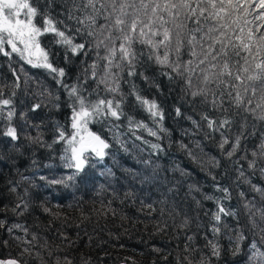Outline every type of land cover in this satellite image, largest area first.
<instances>
[{
	"label": "snow or ice",
	"instance_id": "1",
	"mask_svg": "<svg viewBox=\"0 0 264 264\" xmlns=\"http://www.w3.org/2000/svg\"><path fill=\"white\" fill-rule=\"evenodd\" d=\"M249 7L260 9L251 20L247 19ZM238 13L244 14L243 19ZM0 56L9 61L13 77L10 84L0 82V136L11 142L20 141L15 124L19 119L36 131L35 136L24 137L29 144L50 150L57 144L63 145L59 160L66 171L51 180L39 177L48 186H77L98 165L104 166L100 176L115 177L105 160L114 159L113 145L117 151H131L124 138L128 134L138 150L143 151L135 141L148 147L149 158L140 161L143 172L148 174L125 171L141 184L152 183L162 170L157 162L165 152L161 141L167 138V147L172 146L171 131L164 126L163 104L155 97L145 96L135 79L139 78L149 90L155 88L161 96L164 90L157 81L166 79L169 94L176 96L175 118L191 125L181 129L184 137L191 138V147L183 141L178 147L201 164V170L213 182L211 194L203 192L202 186L187 184L188 195L195 192L202 200L213 202L215 211L210 216L205 212L209 226L204 235V249L186 243L185 252L189 256L199 254L196 264L213 261L227 264L228 257L235 261L241 256L244 264H264V0H0ZM13 57L19 62V69L12 67ZM57 58L63 60L64 66H58ZM77 61L80 70L74 81L67 83ZM25 66L43 70L55 82L57 91L37 82L39 91L33 95L38 102L18 113L17 90H26L35 79L27 75ZM138 67L153 74L145 75V71H137ZM59 89L66 94L64 102ZM129 97L134 107L147 113V123L125 111ZM62 103L71 112L67 125L70 131L53 116L49 121L52 125L49 143L41 130L44 122L30 124L28 115L41 108H47L49 114L59 112ZM89 125L106 128V135L92 131ZM137 131L154 137L156 142L137 135ZM216 136L219 140L215 149L219 155L204 153L203 142ZM253 137L258 138V144ZM248 144H252L251 149ZM197 151L207 157L206 161L201 163ZM221 160L234 175L231 179L229 170L224 169V178L231 179L230 185L222 184L213 174L221 168ZM171 171L179 173L180 179L168 191L178 196L179 187L191 173L179 166ZM257 175L261 179L259 184L253 183ZM21 179L31 183L27 176ZM19 185V181H9V191L16 194L17 202L0 207V216L4 217L0 218V231L11 237L19 252L0 258V264H47L39 250L48 249L47 257L53 259L54 253L47 243L40 244L37 233L24 223H10L7 219L8 213L21 217L30 212L28 190L19 195ZM233 191L237 193L236 205L228 206ZM134 195L126 192L125 198ZM192 199L197 207L201 206V200ZM146 207L155 211L151 204ZM39 208L56 217L44 204ZM109 211L116 214L112 209ZM160 215H164L163 209ZM190 224L191 219L185 216L180 227L188 228ZM166 227V224L158 226L157 231ZM17 231L22 234L16 235ZM185 239L194 243L195 236L187 235ZM222 239L226 245L221 243ZM2 243L8 245L9 241ZM185 261L192 264L187 256ZM53 264L73 262L65 255L55 257Z\"/></svg>",
	"mask_w": 264,
	"mask_h": 264
},
{
	"label": "trees",
	"instance_id": "2",
	"mask_svg": "<svg viewBox=\"0 0 264 264\" xmlns=\"http://www.w3.org/2000/svg\"><path fill=\"white\" fill-rule=\"evenodd\" d=\"M247 7V4L244 5ZM260 11L256 8H248L247 19L251 20L253 15ZM241 15L242 19L244 14ZM12 67L19 69V62L16 58H12ZM58 66H64L63 60L57 58ZM9 61L0 56V82L10 84L12 82V74L8 67ZM79 61L76 62L72 71L69 72L67 83H72L76 74L79 72ZM24 71L28 76L34 77L30 81L26 90H17V110L27 111L31 103L38 102L33 93L39 91L36 87L37 82H42L50 90L57 91L55 82L40 69H34L25 66ZM137 71H145L143 67H138ZM152 71H145V75L151 76ZM23 79L21 77V86L23 89ZM161 84L164 94L161 96L155 88L147 89L145 84L139 79H135V83L144 89L143 94L149 98L155 97L159 100L165 110L164 126L171 131V144L167 147L169 140L163 139L161 143L165 145V152L160 155L157 162L161 165L157 178L149 184H141L139 179H133L132 176L125 171L131 169L137 173H143V165L140 161L149 158V149L143 145L141 141H135L137 147L133 146V137L131 134L124 138L128 140L131 151H117V146L113 145L112 152L114 159L106 158L105 165L111 168L115 173V177L100 176L99 173L104 170V166H97L95 170L89 172L84 182H78L77 186L63 187L60 185L48 186L45 181L39 179L41 176L48 177L49 180L58 178L65 173L59 160L62 154V144H57L53 149L41 148L31 145L24 137L35 136L36 131L24 125L23 121L17 119L15 124L20 132L21 140L11 142L8 138L0 136V207L4 205L13 206L16 202V194L10 193L9 181L20 182L17 189L19 195H24V189L28 190V199L31 202L30 212L25 213L21 217L13 216L8 213L9 222L24 223L32 232L39 236V243L45 242L49 249L53 251L54 257L68 256L73 264H115L121 261H127L131 264H186L185 257L192 260V264H196L199 254L189 256L184 250V245L190 243L191 247L204 249V235L209 226V216L215 211V205L211 201H204L202 197L193 192L188 195L187 184H197L202 186L205 193H213L212 180L206 171L201 170V164L193 161L188 155L181 151L178 143L183 141L191 147L190 139L181 134V129L190 128L189 122L175 118L173 105L176 102V96L169 94V85L166 79L157 81ZM125 92L127 87L122 84ZM7 93V90H5ZM61 101H66V94L59 89ZM134 101L131 97L125 106V111L134 116L138 120L148 122L147 113L133 106ZM199 111V109H197ZM189 114H191L189 112ZM70 109L66 103L61 104L59 112L49 114L47 108H41L36 113H29V123L39 124L44 122L41 129L44 133V139L49 143L52 140V125L49 123L54 116L61 124L66 126L69 123ZM124 123V121H121ZM151 127V125H149ZM92 131L101 132L106 135V128L102 129L100 125H89ZM127 132V129H124ZM137 135H143L145 139L155 141L154 137H150L147 133L137 131ZM219 140L216 136L212 141H204V153L218 156L215 149V142ZM256 144L259 143L258 138L253 137ZM249 149L252 144H248ZM19 149V151H17ZM196 155L201 157V163L206 161L207 157L199 151ZM155 159V157H153ZM36 164L33 165V161ZM53 167H46V165ZM179 166L191 173L182 187H179V195L169 192L168 189L173 187V182L179 180V173H174L171 169ZM206 166V165H205ZM229 170V176L234 179L230 166L221 160V168L213 171L224 185H230L231 179L224 178V169ZM27 176L31 178V183L22 181L21 177ZM253 183H261L259 175L253 178ZM103 186V188H101ZM247 186H245L246 188ZM133 192V197L125 198L126 192ZM233 199L228 206L236 205L235 191L232 192ZM201 200V206L197 207L192 199ZM111 201V203H109ZM166 201V203H161ZM40 204H44L56 214V217L43 213L39 208ZM151 204L155 211L150 212L146 205ZM60 205V207H56ZM69 205H72L69 207ZM109 209L115 211L112 215ZM164 210V215H160V210ZM209 213V216L205 215ZM107 213V214H105ZM87 217L85 219L84 217ZM191 219L188 228H181L184 217ZM0 218H4L0 216ZM231 225V219L228 220ZM164 231H157V227H164ZM203 225V227H198ZM21 235L19 231L15 233ZM61 234L68 237V240L62 239ZM187 235H194V243L185 239ZM118 237V239H117ZM209 238H211L209 236ZM8 240V245H4L2 241ZM226 245V240H221ZM161 249L160 252L154 249ZM45 256L47 264H53V259H48L47 250L39 249ZM19 248L11 237L3 231H0V257L6 258L18 255ZM179 257V261L177 260ZM31 264V262H30ZM213 264H216L213 261ZM227 264H244V256L232 261L231 257L227 258Z\"/></svg>",
	"mask_w": 264,
	"mask_h": 264
},
{
	"label": "water",
	"instance_id": "3",
	"mask_svg": "<svg viewBox=\"0 0 264 264\" xmlns=\"http://www.w3.org/2000/svg\"><path fill=\"white\" fill-rule=\"evenodd\" d=\"M0 258H2V257H0ZM6 258H8V257H6ZM85 264V263H84ZM86 264H90V263H86ZM115 264H131V263H129V262H127V261H121V262H117V263H115Z\"/></svg>",
	"mask_w": 264,
	"mask_h": 264
}]
</instances>
